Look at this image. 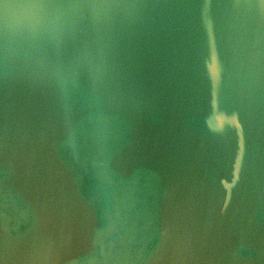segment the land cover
Masks as SVG:
<instances>
[{"label": "water", "instance_id": "obj_1", "mask_svg": "<svg viewBox=\"0 0 264 264\" xmlns=\"http://www.w3.org/2000/svg\"><path fill=\"white\" fill-rule=\"evenodd\" d=\"M0 264H264V0H0Z\"/></svg>", "mask_w": 264, "mask_h": 264}]
</instances>
